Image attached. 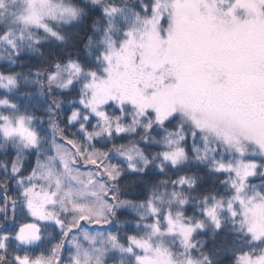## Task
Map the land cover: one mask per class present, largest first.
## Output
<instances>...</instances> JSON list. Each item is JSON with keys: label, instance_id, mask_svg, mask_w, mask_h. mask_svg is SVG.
<instances>
[{"label": "snow or ice", "instance_id": "snow-or-ice-1", "mask_svg": "<svg viewBox=\"0 0 264 264\" xmlns=\"http://www.w3.org/2000/svg\"><path fill=\"white\" fill-rule=\"evenodd\" d=\"M0 48V264H216L225 222L224 264H264V0H0ZM26 50L41 114L10 95ZM153 166L171 187L125 195Z\"/></svg>", "mask_w": 264, "mask_h": 264}, {"label": "trees", "instance_id": "trees-1", "mask_svg": "<svg viewBox=\"0 0 264 264\" xmlns=\"http://www.w3.org/2000/svg\"><path fill=\"white\" fill-rule=\"evenodd\" d=\"M74 40L79 38L73 37ZM71 46V45H69ZM53 45H47L46 50L49 51V55L51 54V48ZM54 47L58 50L60 45H54ZM23 60L24 63L21 64L19 61ZM9 62L6 60L0 61V64H8ZM42 63L40 57L36 53H31L29 51H25L21 57L17 58V63L12 65L13 70H17L21 72L20 84L17 89L13 90L10 95L13 99L18 100L20 102L21 107H27L30 110L36 112L37 114H41L43 111L44 106L47 103V98L41 96L36 91V85L29 84L27 81L23 79L24 75L27 74L28 76L33 75L31 69L40 65ZM31 93V95H29ZM65 109L67 110L68 105H64ZM39 125V121H36ZM42 127V126H41ZM44 131H48L44 129ZM16 150L12 148L11 143H9L5 149H0V157L8 154H14ZM199 169V171H197ZM174 177L177 172L176 170L169 169ZM181 171H188L193 172L198 177V186L195 190L196 193L208 190L210 187L214 186L212 174L208 172V170L200 166L197 163L189 162V165H185L181 168ZM203 173V178L200 179V175ZM162 178H167V173H162L155 166L146 169L144 173L139 172H126L125 175L122 177V189L124 190L125 195L132 199H140L144 198L149 190V186L155 185L158 187L159 190H164L166 188L171 187V185H159L158 181ZM196 207L195 201L189 205V210L191 211ZM118 215L121 219L127 218L125 224L121 228V231H127L129 229H134L132 226V222L137 220L138 217L135 216L133 213V209L130 207H122ZM134 224V223H133ZM113 229L117 227L115 221L111 225ZM233 226L225 222V226L223 229L218 230L215 234L212 232V228L204 230L198 234L199 238L204 240V247L209 251V254L217 257L216 264H224V262L229 258L228 254L224 252L230 244L233 243L232 237L235 235L229 229ZM199 241V239L197 240ZM239 243V242H237ZM220 249L221 251H217Z\"/></svg>", "mask_w": 264, "mask_h": 264}, {"label": "rangeland", "instance_id": "rangeland-1", "mask_svg": "<svg viewBox=\"0 0 264 264\" xmlns=\"http://www.w3.org/2000/svg\"><path fill=\"white\" fill-rule=\"evenodd\" d=\"M4 51V49L3 48H0V52H3ZM141 211H142V209H141ZM133 213L135 214V216L136 217H138V215H137V213L133 210ZM138 219H139V217H138ZM132 224V226L135 228L136 227V225L135 224H133V222L131 223ZM141 227H142V225H141ZM211 228V226L208 228V229H210ZM207 230V229H206ZM197 243H199V241H197Z\"/></svg>", "mask_w": 264, "mask_h": 264}]
</instances>
